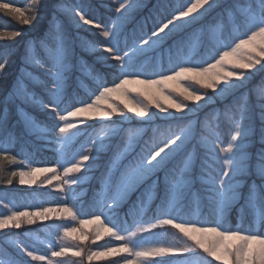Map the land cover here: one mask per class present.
<instances>
[{"label":"snow or ice","instance_id":"6c2138e0","mask_svg":"<svg viewBox=\"0 0 264 264\" xmlns=\"http://www.w3.org/2000/svg\"><path fill=\"white\" fill-rule=\"evenodd\" d=\"M141 7L156 10L158 15L152 19L153 27L145 31L149 19L145 17V23L134 28L130 43L125 41L121 48L125 26L134 21V13ZM0 11L29 29L39 28L38 35L33 37L22 30L10 33L12 38L22 42L24 50L18 57V75L0 98V135L20 141L31 134L37 139L67 146L71 141V130L86 133V128L96 127L88 121L98 117L111 120L116 116L121 122H130L132 116L128 113H131L140 119L147 118L145 123L150 124L156 119L155 113L149 111L152 106L166 120L175 122L177 129L173 131L170 127L167 133L154 137L123 165L115 180L114 170L135 142V134L124 128L102 129L101 133L89 138L81 151L73 153L71 159L58 161L56 167L26 164L27 170L12 171L6 178L8 184L16 177L21 185L33 184L41 173H51L46 178L49 185L54 179L64 178V183L79 186L94 171L101 155L111 152L103 166L102 190L93 211L86 210L79 201L73 206L65 201L62 207L17 208L0 214V231L18 230L24 225L35 224L38 219L68 216L80 225H60L55 236L57 242L71 238L79 243H62L57 247L49 240L48 250L38 253L24 241H14L20 253L40 264H66L61 258L69 251L77 258L73 264H92L95 258L121 257L122 254L121 259H113L110 264H191L189 255L199 249L217 264H264V76L257 87L231 101L228 99L236 90L247 88L253 77L264 74V0H189L186 5L172 8L162 4L149 6L144 0H119L112 9L115 15L110 25L89 15L91 8L85 3L68 7L54 0L48 6L45 0H32L29 9H22L10 2H0ZM213 13V23L224 28V40L200 62L180 58L183 41L174 40L175 35L185 26ZM61 14H70L77 29L82 26L97 29L96 35L103 37L105 42L100 47H91L80 41L78 35L59 23ZM236 23L243 29L239 35L229 32V25ZM4 38L5 34L0 32V40ZM170 40L177 59L170 58L167 68L157 65L149 73L137 63V55L158 49ZM86 51L95 53L94 61L89 62L84 56ZM101 52L107 55H101ZM96 64L102 65L103 70ZM9 66L10 55L5 51L0 55V79L8 77ZM109 73L112 74L110 81L107 79ZM84 77L95 82L87 100L77 96ZM187 82L205 91L192 89ZM207 90H211L212 95ZM172 92L178 93L183 102L173 100ZM252 94L255 100L251 99ZM136 97H142L146 103ZM161 98L168 102L167 107L161 103ZM116 100L123 107L115 103ZM217 101L223 102L221 112L231 124L227 147L216 142L218 136L216 140L211 139L212 130L208 135L201 134L198 140L196 129L188 118L189 113L195 115L198 109L211 106L216 111ZM185 102L195 107H189ZM219 115L218 112L217 119ZM84 125L86 128L82 127ZM122 134L127 137L123 148L120 143L113 142V137L123 139ZM202 145L206 149L203 157L199 154ZM4 159H16L6 147L0 148V160ZM2 172L0 169V175ZM74 173L79 175L68 179ZM43 183L45 180H41ZM198 184L203 188L200 199L206 198L214 219L185 214V209L190 208L197 196L193 189ZM57 190L63 194L62 200L75 196L74 191ZM133 195L135 199L131 200ZM152 199L158 201L153 221H134V230L133 226H124L126 220L117 223L118 210L125 201L130 203L129 214H132ZM4 206L8 207L7 204ZM235 207L242 209L244 215L233 227L228 223V214ZM59 212L65 217H53ZM90 224L96 227L91 233L84 231L83 226ZM164 226L177 230L184 243L170 245L136 238L138 233ZM77 232L80 233L78 237ZM105 234L119 241V246L109 243L95 250L81 246L83 241L95 243ZM179 256L184 259H169ZM211 260L203 259L201 264H211ZM7 264L16 262L9 260Z\"/></svg>","mask_w":264,"mask_h":264},{"label":"rangeland","instance_id":"374dc122","mask_svg":"<svg viewBox=\"0 0 264 264\" xmlns=\"http://www.w3.org/2000/svg\"><path fill=\"white\" fill-rule=\"evenodd\" d=\"M97 2L103 9V17H93L95 20L101 21L102 23H105V20H110L111 18L114 17L115 13L112 11V9L116 6V4L119 2V0H94ZM183 4H188L189 0H182ZM243 2H246L244 0ZM46 5L50 6L53 2L52 0H45ZM144 3L152 6L155 4H162L165 7H168L169 4L171 3L173 6L168 7H177L180 6L179 0H144ZM68 7H72L77 4H64ZM47 9V8H46ZM152 8L145 9L141 7L140 10L134 13V20L140 17V14L144 11L151 12ZM47 11V10H46ZM161 12L163 13V9H161ZM47 13V12H46ZM90 15V12L88 13ZM215 14V13H213ZM212 14V16H214ZM59 23L64 26L70 33L76 34L79 36L80 41H85L87 45L91 47H100L102 44L105 42L103 37H99L96 35L97 29H90L89 26H82V29H77L71 22L70 14L64 15L61 14V18L59 20ZM131 23V22H130ZM129 24V23H128ZM127 24V25H128ZM110 25V24H109ZM126 25V26H127ZM125 26V27H126ZM28 27V26H27ZM29 29V27H28ZM243 29L241 28L239 23H236L235 25H229V32L234 33L235 35L241 34ZM89 35V37H85L84 34ZM225 34L223 26H217L213 23L212 17L206 16V17H201L199 21L194 22L191 25L185 26V28L177 33L174 37V40H182L183 41V47L180 52V58H188L196 62H200L204 59H207L208 56L210 55L212 49L216 48L219 44L220 41L224 40L222 35ZM173 41H167L163 46H161L158 49L146 52L144 54H139L136 57V61L138 64L142 65L143 68L151 73L157 65H162L163 67L167 68L169 66V60L172 58L174 61L177 59L176 58V51L175 48L172 47ZM121 48H123L121 46ZM169 48H172V51H169ZM205 48V51H203L202 54H200L201 50ZM77 51H81V49L78 47ZM84 55H89L93 57V60L95 59V53L92 52H84ZM101 55H107L106 53H100ZM231 59V58H229ZM154 65V69H151L150 65ZM164 64V65H163ZM102 66V65H101ZM103 67V66H102ZM110 76L112 77V74L109 73ZM262 75V74H258ZM257 75V76H258ZM257 76L253 77L251 81L248 83L247 88L245 89H238L234 93L233 97H229V101L233 99L234 97L240 96L242 93L248 92L249 90L257 87L260 85L259 83L255 84V79ZM89 79V81L92 82L93 85H95V82L90 78L86 77ZM188 86L192 89H195L199 92H204L205 90L200 88L198 85H195L194 83L187 82ZM139 87V86H137ZM83 91L86 92L88 99L90 98V93L91 89H87L85 84L80 87ZM209 95H212L211 90H207ZM133 96H135V93H133ZM171 98L175 100L176 102H183V98L178 95L176 92L171 93ZM255 95H251V99L255 100ZM136 100H140L142 102L143 98L142 97H136ZM115 103L120 104L121 107H123V104L119 101L116 100ZM161 103L167 107L168 102L161 98ZM188 103L189 107H195L194 104ZM106 106V105H102ZM215 109L216 111H213V108L210 106L206 109H198L195 113V115L189 113L188 118L192 122L193 126L196 129L197 133V139H201V134L208 135L209 130H212L213 134L211 136V139L216 140V137L218 136L219 139L216 140L217 143H219L222 147H227L228 143L230 142V136H231V124L228 121L226 117L223 116L221 109L223 107V102L222 101H217L215 104ZM149 111L151 113H155L156 119L152 123H145L147 118H137L133 114L128 113V115L132 116V120L130 122H121L119 117L113 116L111 120H108L103 117H98L96 120H89L88 123L94 124L98 127L95 128H86V125L82 126L86 128V133L84 131H79L77 129H73L70 131L69 136H71V141L67 144V146H61L56 143H50L45 140H40L37 139L34 135H29L30 137H33L36 141L40 142L44 148L50 149L56 156L55 158V163L53 165H50V167H56L58 161L62 162L63 160L71 159L72 154L76 153L78 151H81L84 146H86L89 143V138L94 137L97 133H101L102 129H108V128H124L127 129L129 133L135 134V142L133 144L132 149L125 154V157L121 160L120 164L117 166V168L113 172V180L117 179L119 177L120 171H122L123 165H126L130 160L133 159V157L141 151L139 146V142L141 139L144 137V133L146 130H149L150 132L156 130L157 128L161 127L159 129V134L167 133L168 129L171 127L173 131H176V124L175 122L168 121L166 120L163 115L154 107H150ZM169 111L172 112L173 114L175 113V110L172 108H169ZM220 113L219 118L217 119V113ZM205 113H208L209 118H205L203 115ZM165 121L166 123L163 124ZM115 122V123H114ZM157 122H162V123H157ZM134 124V125H133ZM75 132V135H72V133ZM124 137L123 139L113 137V142L114 143H120L121 147L123 148L126 146V140L127 137L122 134ZM140 148V149H139ZM206 149L203 147V145L199 149V154L201 157H203ZM111 156L110 151H106L101 155V159L99 163L97 164L96 168L94 171L88 175L87 179L82 181L81 185L79 186H70L66 183L63 182L62 178L60 181L53 180L52 184L49 185L46 182V178L51 176V173H41L36 181V183L33 184H24L21 185L23 188L27 189H35L32 191L33 193L41 192L45 196V200L40 201L39 198H37L33 206L30 207H24V208H18L21 210H37L41 207H62L63 203L66 201L68 202L69 206H73L76 201H79L82 203V200L87 194L93 193V198L95 197V200L97 199L98 193L101 192L102 190V183H101V170L103 166L107 163L108 158ZM31 167H35L30 165ZM49 167V166H45ZM21 170H27L26 165L24 166L23 169ZM79 174H70L68 179L75 178ZM17 181L19 183V177H17ZM41 180H45V183L41 184ZM258 182V181H257ZM147 183V182H146ZM143 187H141V190H143ZM58 188H63L68 191H74L75 196L72 199H69L68 197H63L62 198V193L58 191ZM201 191L203 192L202 186H200ZM203 194V193H202ZM154 199L151 201H148L146 203V207L153 202ZM199 201L197 197L194 198V205H193V210L192 213L190 214L191 217L193 218H200L201 216L200 211H199V203L196 201ZM206 200V198H205ZM127 201H125L120 208H122ZM207 206H210L206 200ZM6 203L0 202V214H3L5 212H8L10 210L17 209V207H13L11 205H8L7 208H5ZM145 208L141 209L140 216L143 214V210ZM56 215H59L61 217H65V214L62 212L59 213H54L53 217ZM88 218H91L90 216ZM136 221H141L140 219H137ZM241 221V217L238 218L237 223ZM63 224H71L76 227H80L78 222H75L72 220L70 216L65 217L63 219H49V220H37V222L33 225H40L41 227L39 230H42L43 236H39L38 234H30L27 238L29 243L33 244L35 242L37 245L42 246L44 248V251H37L38 253H44L48 250V241L52 240L57 244V247H59L62 243H79V241H72L71 238H68L67 241H59L57 242L55 240L56 233L60 231V228L58 226L63 225ZM28 226V225H24ZM136 225H133V230ZM84 231L91 233L92 229L96 227L95 224H90V225H84ZM14 229H7L0 231V235L11 231ZM77 237L80 235L79 232L76 233ZM137 239H143L147 238L149 241L155 240L156 242L159 243H164V244H170V245H177V244H183L184 240L183 237L179 234L177 230L172 229L170 226H164V227H157L155 229H152L150 232H145V233H138ZM18 241H23V240H18ZM13 248L21 255L22 259L29 264H40L38 261H31L30 257L25 256L23 253H20L18 249L14 246V241L12 242ZM111 243L113 246H119L120 242L112 240L110 236L105 234L101 240L96 241L93 243L91 240H86L82 242V247H85L87 249H92L95 250L98 246L100 245H107ZM121 257H101V258H95L92 262V264H110V262L113 259H121ZM66 261V264H73L74 260L77 258H73L71 255V251H69L65 257L61 258ZM169 259H172L173 261H179L183 260L184 257L179 256V257H169ZM188 259L190 260L191 264H201V261L203 259L211 260L210 257H206L205 254L203 253L202 250L196 249L192 254L189 255ZM0 264H5L2 261ZM211 264H217L215 260H211Z\"/></svg>","mask_w":264,"mask_h":264},{"label":"trees","instance_id":"16d2710c","mask_svg":"<svg viewBox=\"0 0 264 264\" xmlns=\"http://www.w3.org/2000/svg\"><path fill=\"white\" fill-rule=\"evenodd\" d=\"M159 1V0H158ZM182 0H179L180 6L185 5ZM244 0H242L243 2ZM0 2H10L13 6L15 7H20L22 9H29L31 7L32 0H0ZM54 2V0H52ZM55 2L61 3V4H81L85 3L88 4L91 8L90 15H92L94 18L95 17H103V9L102 7L95 2L94 0H55ZM169 6H173L171 3H168ZM157 5V4H155ZM47 9H45V12ZM162 14V12H161ZM157 12L154 8H152L151 12L144 11L140 14V17L129 23L125 27V32L124 35H122L121 38V46L124 48V43L125 41H128L130 43L129 37L131 36L134 28H138L140 24L145 23V17H149L145 31L151 30L153 27L152 25V19L157 17ZM215 15V14H213ZM212 17V15H210ZM43 20V18H42ZM44 23H47L45 20ZM105 23L110 24V20H105ZM42 27V26H41ZM14 30H22L24 31L29 37H33L38 35L39 28H32L28 29L27 26L22 25L18 20L14 19L10 15H6L5 12L0 11V32H3L5 34V38L0 40V55H2L5 51H7L10 55V66L8 68V77L6 79H0V98L3 97L4 93L6 90L9 89L11 84L13 83L14 78L18 75V57L24 50L22 42H20L16 38H12L10 36L11 31ZM85 37L91 38L89 35L86 33L84 34ZM226 33L222 35L223 39L225 38ZM39 41H37V44ZM205 51V48L201 50L200 54ZM89 62L94 61L92 56L89 55H84ZM164 65V64H163ZM96 67L100 70H103V67L100 64H96ZM151 69H154V65H150ZM264 76L258 75L257 78L255 79V84L261 83V78ZM107 79L110 81L112 77L110 74H108ZM87 87V89H91V91L94 89V85L92 84L91 81H89L88 78L84 77L83 78V85ZM77 96L80 99L87 100L88 96L85 91L79 88V91L77 92ZM35 115V114H34ZM205 118H209L208 113H205L203 115ZM165 124L166 122L163 121ZM47 123V121H45ZM157 123H162V122H157ZM134 125V124H133ZM98 127V126H96ZM159 129L161 127L157 128L156 130L150 132L149 130H146L144 133V137L141 139L139 142L140 148H144L146 144H150L153 140L154 137H157L159 132ZM163 130V129H161ZM6 147L8 148L9 154L11 156H15V160H9V159H4L0 160V169L3 170L2 175H0V202L6 203L8 205H11L13 207L17 208H24V207H30L33 206L37 198L40 199V201L45 200V196L41 192L33 193L35 189H27L23 188L18 183L17 177L12 180L11 184L7 183V176L12 172V171H20L21 169L24 168V166L27 165H32L35 167H45L53 165L55 163V154L50 150L46 149L43 147V145L36 141L33 137H30L29 135L20 140V141H15V140H10L3 135H0V148ZM139 148V149H140ZM104 171V167L101 170V174ZM101 180V179H100ZM194 192L197 193V198L201 203H199V211H200V218L201 219H214V213L213 209L211 206H207L206 200L205 199H200V197L203 195L200 185L198 184L196 187L193 189ZM246 191V189H245ZM131 200L135 199V195H133ZM95 202V197L93 198V193L87 194L82 200V204L85 207L86 210L93 211V205ZM158 203L157 200H153L152 203H150L147 207L146 205L143 207L145 208L143 210V214L140 216V212L142 208H138L132 212V214H129L131 205L129 202H127L122 208L118 210L117 213V223H122L123 221H127V224L124 225L125 227L127 226H133L134 221L137 219H140L141 221L145 222H150L153 221L155 212H156V204ZM193 205L194 201L191 203V206L189 209H185V214L190 216L193 210ZM243 210L240 209L239 207H235L232 210H230L228 214V223L230 226L235 227V223H237L238 218L241 217L243 218ZM41 226L40 225H28V226H23L21 229H14L8 232H5L0 235V262L2 261L3 263L7 264L9 260H14L16 264H22V262H26L22 259L21 255L13 248L12 242L13 241H18V240H23L25 243L28 244L30 248L39 250V251H44V248L42 246L37 245L35 242L33 244L29 243L27 240L28 236L30 234H38L39 236H43L42 230H39ZM27 264H29L27 262Z\"/></svg>","mask_w":264,"mask_h":264}]
</instances>
